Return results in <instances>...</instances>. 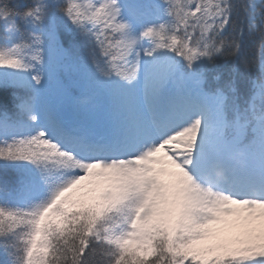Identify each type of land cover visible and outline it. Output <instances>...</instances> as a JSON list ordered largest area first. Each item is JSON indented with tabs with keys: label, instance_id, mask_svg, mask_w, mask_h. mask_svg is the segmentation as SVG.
Segmentation results:
<instances>
[{
	"label": "snow or ice",
	"instance_id": "obj_1",
	"mask_svg": "<svg viewBox=\"0 0 264 264\" xmlns=\"http://www.w3.org/2000/svg\"><path fill=\"white\" fill-rule=\"evenodd\" d=\"M0 264H264V0H0Z\"/></svg>",
	"mask_w": 264,
	"mask_h": 264
}]
</instances>
